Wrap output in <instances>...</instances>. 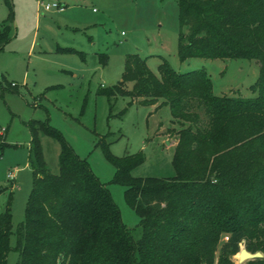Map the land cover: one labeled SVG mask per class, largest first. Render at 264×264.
<instances>
[{"label":"trees","instance_id":"obj_1","mask_svg":"<svg viewBox=\"0 0 264 264\" xmlns=\"http://www.w3.org/2000/svg\"><path fill=\"white\" fill-rule=\"evenodd\" d=\"M4 2L9 10L0 23V52L12 37L13 12L9 0ZM176 3L178 60H256L254 96H216L203 70L179 73L162 60L156 75L147 58L125 56L120 81L97 94L130 98L129 104L135 100L153 113L167 107V131L176 137L175 174L168 179L132 177L144 157L117 158L99 143L115 169L110 182L124 187V201L139 218L137 241L87 159L48 118L29 122L33 182L16 231V264H214L217 251L216 264H232L242 244L263 255L245 264H264V0ZM99 57L104 66L106 55ZM38 131L59 144L57 174L47 168ZM5 146L3 130L0 155ZM11 234L8 204L0 213V264L12 250ZM223 237L228 239L218 250Z\"/></svg>","mask_w":264,"mask_h":264},{"label":"rangeland","instance_id":"obj_2","mask_svg":"<svg viewBox=\"0 0 264 264\" xmlns=\"http://www.w3.org/2000/svg\"><path fill=\"white\" fill-rule=\"evenodd\" d=\"M63 1L65 9L60 13L44 11L39 0H9L12 37L0 52V132L4 130L6 143L0 155V213L9 204L12 215V250L6 264H16L18 259L13 250L16 231L24 221L32 190L27 125L31 121L48 118L49 125L75 153L87 159L94 175L111 193L133 241L140 238L139 218L124 201V187L110 182L115 169L99 143L103 140L117 158L138 153L144 157V162L131 170L132 177L168 179L175 174L176 137L167 131L171 119L167 107L153 113V108L135 100L129 104L130 98L108 100L97 94L100 88L120 81L127 54L147 58V68L156 75L162 60L179 73L203 70L216 96H254L250 88L258 77L256 60H178L176 0ZM8 10L0 0V23ZM182 30L186 34L188 28ZM99 54L107 57L104 66ZM38 137L48 170L57 174L59 144L39 131ZM9 172L14 173V181L7 179ZM223 242L225 237L218 250ZM218 257L219 251L214 264ZM236 257H231L232 264H239Z\"/></svg>","mask_w":264,"mask_h":264},{"label":"built area","instance_id":"obj_3","mask_svg":"<svg viewBox=\"0 0 264 264\" xmlns=\"http://www.w3.org/2000/svg\"><path fill=\"white\" fill-rule=\"evenodd\" d=\"M39 3L42 5V8L44 11H50V10H55L57 12H62L64 10V6L58 2H49L47 0H39ZM15 178L13 172H9L7 174V179L13 181ZM228 238L225 237V240Z\"/></svg>","mask_w":264,"mask_h":264},{"label":"water","instance_id":"obj_4","mask_svg":"<svg viewBox=\"0 0 264 264\" xmlns=\"http://www.w3.org/2000/svg\"><path fill=\"white\" fill-rule=\"evenodd\" d=\"M237 254L239 255L238 258L239 264H244L245 262L248 261H253L263 258V255L260 252L251 253L247 251V249L244 246L240 247Z\"/></svg>","mask_w":264,"mask_h":264},{"label":"crops","instance_id":"obj_5","mask_svg":"<svg viewBox=\"0 0 264 264\" xmlns=\"http://www.w3.org/2000/svg\"><path fill=\"white\" fill-rule=\"evenodd\" d=\"M60 1H61V2H59V3H61V4L64 6V9H65V2H64L63 0H60ZM63 11H64V10H63ZM63 11H62V12H63ZM93 11H94V10H93ZM60 13H61V12H60ZM155 113H156V112H155ZM174 145H175V143H174ZM174 145H173V146H174ZM14 179H15V178H14ZM13 181H14V180H13Z\"/></svg>","mask_w":264,"mask_h":264},{"label":"bare ground","instance_id":"obj_6","mask_svg":"<svg viewBox=\"0 0 264 264\" xmlns=\"http://www.w3.org/2000/svg\"><path fill=\"white\" fill-rule=\"evenodd\" d=\"M238 258H239V255L237 254V257H236L237 263H239Z\"/></svg>","mask_w":264,"mask_h":264}]
</instances>
